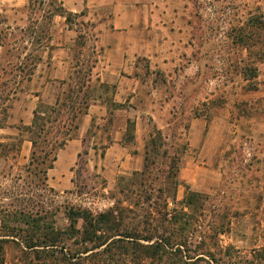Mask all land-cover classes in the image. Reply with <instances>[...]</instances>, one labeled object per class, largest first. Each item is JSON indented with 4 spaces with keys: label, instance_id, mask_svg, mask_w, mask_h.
<instances>
[{
    "label": "rangeland",
    "instance_id": "374dc122",
    "mask_svg": "<svg viewBox=\"0 0 264 264\" xmlns=\"http://www.w3.org/2000/svg\"><path fill=\"white\" fill-rule=\"evenodd\" d=\"M45 2L44 6L36 4L31 9L35 22L42 20L34 46L29 48L41 51L35 56L42 54L40 46L47 42L45 28L52 24L46 15L53 7L50 0ZM149 5L151 26L159 31L163 45L156 58L137 60L140 94L130 103L126 138L133 134L139 115L148 128L146 143L155 140L159 144L157 149L149 147L150 155L151 159L155 152L159 155L157 166L163 171L167 172L171 163L161 157L165 153L180 167L190 159L217 171L202 174L203 180L218 177L220 182L201 185L202 189L194 191L201 196L187 209L195 222L194 244L205 242L207 264H222V258L225 264H248L253 251L264 248V97L257 98L252 93L259 90L264 94V0H152ZM88 17L71 19L70 24H77L80 32L75 47L77 59L85 60V68H80L81 72L68 81L63 98L79 76L88 74L91 58L97 51L93 52L91 43L86 45V38L98 35V11ZM28 36L30 33L23 35L18 31L2 37L6 66L0 73V125L9 113L3 105L10 94L8 88L12 89L21 76L20 69L26 75L29 72L30 60H23L20 65ZM104 89L108 98L110 88L90 82L85 89L88 102L102 96ZM109 118L96 119L90 129V134L95 135L91 144L97 148L96 168L88 165L89 159L94 163V156L83 155L74 170V184L64 190L54 189L49 182L42 189L24 181L29 179L25 167L30 158L24 159L20 153L28 132L0 134V142L4 143L0 148V208L26 204L31 211L54 216L62 226L68 205L83 206L94 213L116 206L129 209L139 199L138 190L149 189L155 214L158 211L154 206L159 210L164 200L169 210H181L186 191L185 179L180 176L176 191L166 179L167 173L157 179L155 169L149 171L145 187L140 186L145 179L140 175L143 170L138 174H120L112 183L102 176L101 155L114 131ZM124 119L127 117L116 120L115 128L124 125ZM193 124L202 131L207 128L205 140L210 134L206 156H199L197 149L189 147ZM161 187L165 189L162 194L158 192ZM139 211L133 208L124 210V214L131 219L147 213ZM20 255L15 244L6 246V264H13Z\"/></svg>",
    "mask_w": 264,
    "mask_h": 264
},
{
    "label": "crops",
    "instance_id": "0c3cea01",
    "mask_svg": "<svg viewBox=\"0 0 264 264\" xmlns=\"http://www.w3.org/2000/svg\"><path fill=\"white\" fill-rule=\"evenodd\" d=\"M58 1L66 12L78 14L77 18H91L98 11V35L94 39L86 38V45L91 43L93 52L97 50L87 69L88 78H91L89 83L93 81L103 88H110L111 94L107 98V91L104 89V94H100L102 96L92 99L89 103L88 112L79 119L75 136L58 151L55 165L48 171V182L56 190L71 187L74 184L73 174L80 154L94 156V163L89 159L88 165L91 169L96 168L97 148L91 144L95 135L90 134V129L96 119L105 120L110 117L109 123L114 131L108 137L100 163L102 176L108 183H112L120 174L142 171L145 167L148 128L144 117L137 115L132 140L126 138V133L130 103L140 94V81L136 76L137 60L156 58L163 45V38L150 22L149 3H152V0ZM31 9L30 0H0V73L6 66L2 37L12 36L13 32L19 31L23 35L30 33L26 40L27 51L21 57L22 60H18H21L20 65L23 60L31 61L27 75L20 69L21 76L14 81V88H8L10 94L5 98L3 105L8 107L9 113L0 125V134L20 135L22 126L32 125L38 105L44 103L57 106L58 101L61 103L68 81L79 73L80 68H85V60L78 61L75 51L80 32L77 24L73 26L67 22L66 14L55 15L52 24H47V42L39 49L42 54L35 56V53L41 51H29V48L34 46L36 30L42 24L41 19L35 22ZM252 93H255L257 98L264 97L263 92L259 90ZM121 117H127L124 119V125L115 128L116 120ZM198 127L201 128L193 124L190 129L189 147L191 150L197 149L199 156L203 157L209 153L210 134L207 133L208 139L205 140L204 132L207 128L204 127L202 131ZM211 127L209 125V130ZM32 150L33 144L30 138L26 137L20 154L24 159H29ZM209 171L217 174V171L187 159L179 171V176L185 179V191L187 188L198 191L206 184L219 183L218 177L203 180L202 174Z\"/></svg>",
    "mask_w": 264,
    "mask_h": 264
},
{
    "label": "trees",
    "instance_id": "16d2710c",
    "mask_svg": "<svg viewBox=\"0 0 264 264\" xmlns=\"http://www.w3.org/2000/svg\"><path fill=\"white\" fill-rule=\"evenodd\" d=\"M45 3V0H30V7L33 9L36 4L44 6ZM50 5L53 9L47 12L46 18L51 22L57 14H66L68 23L72 22V17H79L66 12L58 0H50ZM252 76L257 78V74ZM90 80L88 74L79 76L61 103L58 101L57 106L40 103L32 125L20 128V133L22 130L29 133L33 144L30 161L25 167L29 179H24L25 182L42 189L49 186L48 171L54 167L58 151L75 136L81 115L88 112L90 101L85 88ZM133 138V134L129 136L130 140ZM151 145L154 149L159 147L155 140L146 146L145 167L140 174L145 179L142 178L140 186H146L149 171L155 169L157 179L167 173L166 179L176 191L180 185L179 164L165 153L161 157L171 163L169 170L163 171L157 166L159 155L155 151L157 157L151 159ZM3 147L4 143L0 142V148ZM148 190L139 189L136 193L139 199L129 209L116 206L94 213L83 206L68 205L62 226L57 224L54 216L31 211L26 204L0 208V264H6V246L11 243L21 251L13 264H207L205 242L194 244L195 222L187 212L201 194L187 188L181 210H169L164 200L159 210L154 206L158 211L155 214L151 202L153 195ZM164 190L161 187L158 192L162 194ZM133 208L147 213H139L130 219L124 210ZM247 263L263 264L264 248L254 250ZM222 264H225L223 258Z\"/></svg>",
    "mask_w": 264,
    "mask_h": 264
}]
</instances>
